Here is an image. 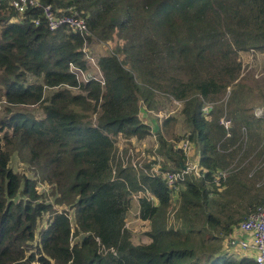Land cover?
Segmentation results:
<instances>
[{
	"label": "trees",
	"instance_id": "16d2710c",
	"mask_svg": "<svg viewBox=\"0 0 264 264\" xmlns=\"http://www.w3.org/2000/svg\"><path fill=\"white\" fill-rule=\"evenodd\" d=\"M10 2L0 0V264H256L235 258L225 239L264 203L230 168L243 132L264 123L244 105L250 88L239 58L264 51V0H38L23 13ZM47 4L59 13L75 7L103 44V87L90 81L69 89L77 84L69 63L85 67L84 37L66 26L49 30ZM228 89L230 136L218 122L222 105L209 119L201 112ZM156 97L182 103L201 167L175 193L160 175L123 165L114 140L147 137L139 103L153 110ZM35 106L40 116L25 108ZM175 119L157 132L156 153L172 164L163 171L185 164L181 137L168 134ZM13 156L29 175L10 166ZM220 171L227 176L217 185ZM229 179L238 195L232 201L251 208L242 219L210 211L211 196L227 192ZM146 190L153 198L137 199L138 218L149 224L150 241L134 244L126 217L132 195Z\"/></svg>",
	"mask_w": 264,
	"mask_h": 264
},
{
	"label": "built area",
	"instance_id": "2783aa9c",
	"mask_svg": "<svg viewBox=\"0 0 264 264\" xmlns=\"http://www.w3.org/2000/svg\"><path fill=\"white\" fill-rule=\"evenodd\" d=\"M10 3L18 13H23L28 7L37 5L38 0H11ZM42 14L49 30L55 31L66 26L73 32H78L84 37L81 51L83 53V60H85V67L69 63V70L77 81L76 86L70 87L69 89L77 93L80 91L81 84L90 81L98 82L101 87H103L105 84V78L99 65V57L96 58L93 54V46L103 47V44L93 37L85 18L81 15L80 11L73 6H69L59 13L58 11H55L50 4H47L43 7ZM33 21L36 25L40 22L39 18H36ZM250 51L254 52L253 50ZM228 95L229 89L227 90V98ZM227 98L218 102L224 107V111L219 117L218 122L225 129L226 136H230L232 120L225 110ZM168 100L173 102L177 106V109H171L166 114H162L158 109L150 110L146 108L142 102L139 103L141 119L142 117L147 119V121L145 119L142 120L150 127L149 134L146 138L154 139L153 149H155V154L149 156V158L141 159L137 156L140 152L144 153L141 148L129 150L125 155L119 151V154L123 165H129L136 172L141 171L151 176L160 175L167 188L175 193L178 190V185L185 180L186 176L192 175L193 177H199L201 175V167L196 159L193 162L189 159L192 154L194 156V153L193 144L187 136L182 137L181 140L177 142V147L183 152L184 158L187 160L181 169L176 171L167 169L163 171L161 170L162 164L155 162V158L159 157L156 153V149L158 148L157 132L160 130L163 120L167 117L178 116L182 109V103L180 101L175 99ZM216 103L217 102H204L201 112L205 118H210V113L216 108ZM253 114L256 118L264 121V107H256L253 109ZM132 138H130V141H133ZM123 139L127 142L126 138ZM226 176V171H220L214 178V183L219 185L221 180ZM144 195L153 198L152 194L147 190L145 193L142 191L134 193L132 198L137 200ZM225 246L226 250L233 255H238L236 251H239L241 252L239 255H246L252 258L256 264H264V203L258 206L254 211L248 213L239 225L234 228L231 235L226 237Z\"/></svg>",
	"mask_w": 264,
	"mask_h": 264
},
{
	"label": "rangeland",
	"instance_id": "374dc122",
	"mask_svg": "<svg viewBox=\"0 0 264 264\" xmlns=\"http://www.w3.org/2000/svg\"><path fill=\"white\" fill-rule=\"evenodd\" d=\"M93 47H94L93 54L96 58H98L100 55L105 53L103 47L101 46L96 47L95 45ZM240 53H249V55H252L253 53H263L262 54L263 58L258 60L257 57H254L253 60L251 58L250 60L247 61L245 58L244 59L240 58ZM240 53H239V58L242 63L241 78L245 82V84L250 88V91L247 92L244 105L250 107L251 110L255 109L256 107H264V51L262 52L243 51ZM226 98H227V94H225V96L222 99L225 100ZM156 101H157L156 108L162 114H166L171 109L173 110L177 109V106L167 98L156 97ZM219 106L221 107V104L217 102L216 107ZM0 108H2L1 102H0ZM25 108H27L31 112H34L36 116H40L42 114L41 109L37 106H35L34 108H30V107H25ZM93 120L94 118H92V121ZM169 126L168 127L170 132L168 134L174 132L175 136L181 138L188 135L187 127L184 124L181 116L180 118L177 117L175 119V123ZM242 136H243L242 139L244 141V143L242 144L243 149L242 151L241 149H239L235 153L236 155L241 151L237 157H235L234 155L230 163L231 172L233 170L232 175L235 174L236 179L246 185V190L248 192L259 193L258 194L259 198L264 199V123L262 122L261 125L256 127V129L253 131V134L252 132H248V133L243 132ZM166 137L170 138L169 135H166ZM114 140L117 149L119 148V151H121L123 155H125V153H128L129 150H133V149L135 150V148H141L144 151V153L140 152V154L137 155L141 159L149 158V156L155 154L154 153L155 149H153V144H154L153 138H146L145 140H141V141L137 140L136 138H132L133 141L132 142L130 141V144H127V142L123 139L122 136L114 137ZM194 150L195 147H193L194 156L192 154V156L189 157L191 162H193L195 159L197 161V156ZM185 161L187 160L185 159ZM155 162L160 164H166L167 165L166 167H169L167 159H165V157L162 155L156 157ZM10 166L17 171H24L27 175L30 174V171L27 170V166L23 164L21 161H19L16 156L12 157ZM38 189L44 190L46 189V187L38 185ZM218 192H223V193L219 196L218 195L211 196V204H210V211L215 213L216 215L223 218L230 211V213H233L235 217H239L242 219L247 214V212L251 210V208L245 210L239 206V204H241V206H244L245 202L238 203L236 201H232V199L237 198L238 196L235 180L230 181L229 179V189L227 190V192L226 190L224 191V189ZM135 200L136 199L132 198L131 208L127 214L125 226L131 233L132 243L134 244L148 243L150 239L146 235V231L149 228V224L138 218L136 214L137 205L135 203ZM70 216L72 218L71 211H70ZM170 223L175 224V221L172 216L170 217ZM220 243L222 244V241ZM236 253L238 255H235V258H238L241 252L236 251Z\"/></svg>",
	"mask_w": 264,
	"mask_h": 264
},
{
	"label": "crops",
	"instance_id": "0c3cea01",
	"mask_svg": "<svg viewBox=\"0 0 264 264\" xmlns=\"http://www.w3.org/2000/svg\"><path fill=\"white\" fill-rule=\"evenodd\" d=\"M262 54H263V53H253L252 55H249V53H240V58H242V59L245 58V59L248 61V60H250L251 58H252V60H253L254 57H257V59L260 60L261 58H263ZM173 117H175V118H177V117L180 118V115H178V116H173ZM142 119H145V118L142 117ZM145 120L147 121V119H145ZM142 140H145V138L142 139ZM139 141H141V140H139ZM131 142H132V141H131ZM168 164L171 165V162H168ZM135 203H136V205H137L136 214L138 215V203H137V200H135Z\"/></svg>",
	"mask_w": 264,
	"mask_h": 264
}]
</instances>
